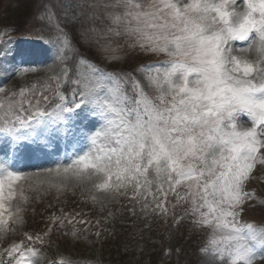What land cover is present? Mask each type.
<instances>
[{
	"label": "snow or ice",
	"instance_id": "1",
	"mask_svg": "<svg viewBox=\"0 0 264 264\" xmlns=\"http://www.w3.org/2000/svg\"><path fill=\"white\" fill-rule=\"evenodd\" d=\"M73 6L72 0H60L66 16ZM53 7L46 5L32 18L47 23L29 37L47 45L53 74L15 90L0 85V143L9 145L0 157V264H40L45 259L35 247L44 243L39 234L3 243L15 232L2 214L5 189L10 197L13 185L28 174L15 166L21 155L39 160L51 154L57 141L66 144L69 139L71 150L34 172L100 176L95 187L111 193L113 200L123 196L140 203L143 213L151 210L160 218L171 214L173 223L190 219L193 227L211 228L201 248L211 264H264V226L241 219L244 206L256 199L247 185L258 178L253 175L257 165L264 166V0L89 4L105 10L108 33L118 36L122 30L135 38L130 47L169 58L135 69L155 96L135 75L104 71L80 55ZM88 18L100 19L98 11ZM81 37L89 41L87 32ZM236 51L256 56L249 60ZM57 65L59 71H54ZM36 71V66L21 64L14 74ZM130 211L135 214V206ZM71 218L50 219L60 227V221ZM72 237L80 238L75 231ZM58 264L77 262L64 258Z\"/></svg>",
	"mask_w": 264,
	"mask_h": 264
},
{
	"label": "rangeland",
	"instance_id": "2",
	"mask_svg": "<svg viewBox=\"0 0 264 264\" xmlns=\"http://www.w3.org/2000/svg\"><path fill=\"white\" fill-rule=\"evenodd\" d=\"M101 2L108 0H72L74 6L70 9L71 15L66 16L64 9L60 7V0H0V30H7V35H0V85H4L6 90H15L53 74V67H50L52 60L45 51L47 45L39 39L29 38L34 37L35 29L47 23V20L33 21L32 18L44 11V7L48 5L54 6L57 21L67 30L80 55L104 71H126L135 75L145 85V91L155 96V89L148 88L143 75L135 69L169 58L163 55H145L138 47H130L135 38L122 30L118 36L108 33L107 28L111 25L104 16L105 10L88 7L89 4ZM77 4H82L83 7H75ZM93 11H98L100 19L88 18ZM77 13V19L68 22ZM92 27L99 31L89 32L88 29ZM81 32H87L88 42L82 39ZM9 40L12 43L6 44ZM238 46L239 42L233 45L234 48ZM235 54L249 60L256 56L255 52L236 51ZM106 57L120 59L110 60ZM150 60L153 61L148 62ZM21 64L36 66L37 71L14 74V70ZM54 71H59L58 65L54 66ZM68 87L70 86H65ZM242 119L245 127L250 126L247 118ZM72 143L71 139L66 144L57 141L54 144L57 148L52 149L49 156H41L40 159L48 161L52 157L58 158L66 149L71 150ZM7 148V143H0V157L9 151H6ZM19 151L24 153L25 150L21 148ZM56 159L41 164L51 165ZM28 161L29 157L26 155H21L16 161L15 166L28 174L13 185L10 197L9 190L5 189L6 199L2 214L7 220L6 226L15 229L14 233H8L3 242L5 245L19 243L26 233L39 234L44 243L38 241L35 247L45 257L40 264H58L64 258L77 264H211L210 255L201 253V248L207 244L212 234L211 228L193 227L190 219L173 223L175 217L171 214L160 218L154 216L151 210L143 213L140 211V203L123 196L113 200L111 193L95 187L102 182L100 176L85 173V176L91 177L87 179L77 178L69 173L57 177L45 172H34L35 166L24 167ZM253 175L258 178L250 181L246 190H252L256 199L250 200L244 206L241 219L264 226V166L258 164ZM92 197L96 199L93 200ZM148 200H151V196ZM133 206L136 209L135 214L130 211ZM109 212L112 213L111 216L108 215ZM76 213L79 215H75ZM62 215L74 218L60 221L62 226L58 227L50 218ZM18 219L23 223L18 224ZM149 220L151 226H146ZM182 225L186 228H181ZM185 229L187 230L183 233ZM74 231L79 239H73ZM96 233L100 235L97 237Z\"/></svg>",
	"mask_w": 264,
	"mask_h": 264
}]
</instances>
